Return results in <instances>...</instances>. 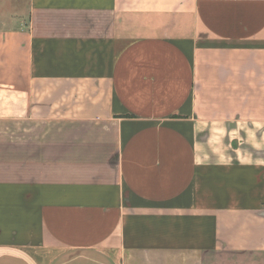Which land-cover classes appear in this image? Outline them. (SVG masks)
Segmentation results:
<instances>
[{
    "label": "crops",
    "instance_id": "1",
    "mask_svg": "<svg viewBox=\"0 0 264 264\" xmlns=\"http://www.w3.org/2000/svg\"><path fill=\"white\" fill-rule=\"evenodd\" d=\"M23 6L0 264H264V0Z\"/></svg>",
    "mask_w": 264,
    "mask_h": 264
},
{
    "label": "rangeland",
    "instance_id": "2",
    "mask_svg": "<svg viewBox=\"0 0 264 264\" xmlns=\"http://www.w3.org/2000/svg\"><path fill=\"white\" fill-rule=\"evenodd\" d=\"M25 0H0V25L17 22V15L12 10L23 8Z\"/></svg>",
    "mask_w": 264,
    "mask_h": 264
}]
</instances>
